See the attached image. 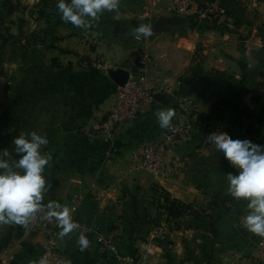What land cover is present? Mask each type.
Returning a JSON list of instances; mask_svg holds the SVG:
<instances>
[{
  "label": "crops",
  "instance_id": "obj_1",
  "mask_svg": "<svg viewBox=\"0 0 264 264\" xmlns=\"http://www.w3.org/2000/svg\"><path fill=\"white\" fill-rule=\"evenodd\" d=\"M216 1L223 15L215 22L181 17L180 25L139 39L135 29L153 26L174 0H120L124 13L106 11L92 21L95 31L59 35L52 45L26 38L34 19L13 25L11 13L0 21V150L16 159V136L47 135L43 151L52 161L41 208H78L93 230L61 236L67 264H246L252 255L256 234L242 224L247 201L227 191V176L236 169L208 137L264 145V0ZM141 48L151 53L149 71L165 91L148 114L105 141L93 125L111 110L117 84L97 64L112 61L127 69ZM184 103L208 116V132L196 130L169 150L166 177L133 168L131 151L168 129L156 113L170 108L172 124ZM158 188L189 211L167 214ZM99 234L114 238L120 254L105 251ZM47 239L30 224H0V264H41Z\"/></svg>",
  "mask_w": 264,
  "mask_h": 264
},
{
  "label": "clouds",
  "instance_id": "obj_2",
  "mask_svg": "<svg viewBox=\"0 0 264 264\" xmlns=\"http://www.w3.org/2000/svg\"><path fill=\"white\" fill-rule=\"evenodd\" d=\"M120 0H57L61 18L72 25L85 28L88 21L100 15L118 10ZM135 38L153 35L150 24L141 23L135 29ZM161 128H169L174 112L160 110L156 113ZM208 143L236 169L227 176L228 194L236 200L247 201L249 213L243 218V226L250 232L264 237V145L249 139H232L225 134L208 137ZM16 159L7 150H0V224L27 226L36 213L42 211L41 203L47 191L45 169L52 155L43 149L49 144L46 134L37 131L21 133L12 140ZM48 204L47 217L55 218L62 229L60 235H68L75 227L70 210ZM83 247L88 244L80 237ZM43 264V261H41Z\"/></svg>",
  "mask_w": 264,
  "mask_h": 264
},
{
  "label": "built area",
  "instance_id": "obj_3",
  "mask_svg": "<svg viewBox=\"0 0 264 264\" xmlns=\"http://www.w3.org/2000/svg\"><path fill=\"white\" fill-rule=\"evenodd\" d=\"M170 10L180 17H192L207 22H215L223 15V7L216 0H174ZM152 61L151 53L141 48L135 63L126 69L129 72L128 81L124 85L116 86L111 110L93 125V132L103 140H111L127 125L148 114L156 100V94L165 91L163 81L149 71ZM97 65L106 73L119 68V63L112 61H100ZM179 109L180 119L171 124L162 138L147 141L131 151L133 168L159 177L170 175L171 165L167 159L169 150L199 130L195 107L184 103ZM157 191L160 203L166 206L161 189L158 188ZM164 210L166 211L165 208ZM47 212L48 210L42 208V211L36 213L28 223L33 229L48 235V239L42 244L39 260L43 261V264H67V254L60 235L62 229L55 218L47 217ZM70 213L75 225L73 230L83 233L93 231L90 225L80 220L78 208L71 210ZM98 240L105 251L120 254L111 236L99 234ZM246 264H264V237L256 234L254 251Z\"/></svg>",
  "mask_w": 264,
  "mask_h": 264
},
{
  "label": "rangeland",
  "instance_id": "obj_4",
  "mask_svg": "<svg viewBox=\"0 0 264 264\" xmlns=\"http://www.w3.org/2000/svg\"><path fill=\"white\" fill-rule=\"evenodd\" d=\"M56 4L57 0H0V21H6L8 19L6 15L11 13L15 15L13 25H16V23L22 24L23 20L27 21L25 19L26 16L30 18L29 22L31 24L34 19L35 25H32L31 31L26 38L29 36L31 43L33 41H41L47 45H52L57 38L59 39V35L63 38L70 35L86 36V34L88 35L90 32L96 30L98 23H92V20L88 21V26L85 28H79L71 23L65 22L61 18ZM127 9L123 5L119 6L118 11L124 13ZM1 28L0 32H2ZM13 41L14 43H20L21 40L18 37Z\"/></svg>",
  "mask_w": 264,
  "mask_h": 264
},
{
  "label": "water",
  "instance_id": "obj_5",
  "mask_svg": "<svg viewBox=\"0 0 264 264\" xmlns=\"http://www.w3.org/2000/svg\"><path fill=\"white\" fill-rule=\"evenodd\" d=\"M182 23L181 17L177 14L170 12L166 16H160L156 18V20L153 23L152 30L153 35L157 34V32L164 29L166 26H177ZM109 76L115 81L117 85H124L129 78V72L126 69L118 68V69H112L109 71ZM156 100L161 99L159 96V93L155 96ZM155 240L161 244H163V240L160 237L155 238Z\"/></svg>",
  "mask_w": 264,
  "mask_h": 264
},
{
  "label": "trees",
  "instance_id": "obj_6",
  "mask_svg": "<svg viewBox=\"0 0 264 264\" xmlns=\"http://www.w3.org/2000/svg\"><path fill=\"white\" fill-rule=\"evenodd\" d=\"M207 118L208 116L203 114V113H198L197 114V119H196V123L199 126V130L202 133H207L208 132V125H207ZM249 133H252V131L254 132V130L249 129ZM162 195L164 197V201L166 203V206L162 205L166 211H168L169 215L171 216H177L180 213H184L189 211L190 207L188 205H185L183 203H181L180 201L176 200V199H172L169 194L164 191L163 189H161Z\"/></svg>",
  "mask_w": 264,
  "mask_h": 264
}]
</instances>
